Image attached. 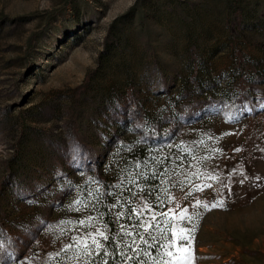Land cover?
<instances>
[{
  "label": "rangeland",
  "instance_id": "obj_1",
  "mask_svg": "<svg viewBox=\"0 0 264 264\" xmlns=\"http://www.w3.org/2000/svg\"><path fill=\"white\" fill-rule=\"evenodd\" d=\"M129 85L140 123L119 117ZM76 117L115 194L108 205L124 204L110 210L116 232L139 222L117 212L179 204L191 222L169 227H194L187 264H264V0H0V264H83L65 259L75 249L49 254L104 229L88 196L101 185L73 164ZM172 127L162 148L138 138ZM75 199L91 203L76 211ZM88 216L94 228L76 225Z\"/></svg>",
  "mask_w": 264,
  "mask_h": 264
},
{
  "label": "snow or ice",
  "instance_id": "obj_2",
  "mask_svg": "<svg viewBox=\"0 0 264 264\" xmlns=\"http://www.w3.org/2000/svg\"><path fill=\"white\" fill-rule=\"evenodd\" d=\"M239 151V149H236ZM177 159H180L179 157ZM147 166L148 161H145ZM157 164L163 163V161H156ZM139 166V165H138ZM167 169L163 171H153V178L157 176H164ZM137 175H144L143 173H137ZM91 179V178H90ZM259 180V177H256ZM130 183H136L135 176L132 177ZM96 183H99L96 181ZM123 183V181L121 182ZM112 187V186H110ZM114 187L120 188V184ZM211 187V185H208ZM193 190L203 191V186L194 185ZM143 191V186L141 187ZM99 189L96 192L91 190L88 191V196L94 197L96 200H100V196L97 195ZM109 195H115L111 191ZM102 195V194H101ZM135 195V194H133ZM171 202V201H170ZM91 201H82L81 199H75L70 208L81 211L78 205H83V208H88ZM130 203V202H129ZM223 201H218L211 204V207L222 206ZM208 208V204H201L197 201L193 207ZM95 207V205H92ZM109 211L111 209L120 207L123 208L122 204L117 197L114 203L107 205ZM156 207H159L157 205ZM177 209H180L177 212ZM144 211L151 212L150 217L141 219V215ZM103 215V214H101ZM125 215L131 220L133 217L139 220L138 223L129 225H120V231L114 232L111 236L107 234V225L104 229L94 228L93 221L97 218L95 216H88L87 218L76 221V225L82 228H94V231H85L81 235L71 237V242L67 243L60 252L49 254V260L55 259L56 256H60L61 253H67L69 250L75 249L71 256H66L65 259L69 261H83V264H128L132 261L133 264H149V259L152 264H187V257L182 253L191 247V240L193 239L191 233L192 229L181 227L179 234L177 233V226L172 224L173 219L178 218L179 220H187L191 222L192 216L188 215L187 208H181L179 204H176L175 208H170L168 211H161L156 213L155 208L149 207L147 204L143 205L140 211L136 208H130L128 213L123 211L117 212V219L124 217ZM158 216L164 217L161 222L157 219ZM61 224H72V221H61ZM163 224V226H161ZM55 226H49V229H54ZM129 227L133 231H129ZM143 229V231H140ZM5 247L4 242L0 241V249ZM152 251H149V250ZM131 253V254H130ZM11 259H15L12 253H8ZM98 257V259H97ZM120 257V259H117ZM146 257L148 259H144Z\"/></svg>",
  "mask_w": 264,
  "mask_h": 264
},
{
  "label": "trees",
  "instance_id": "obj_3",
  "mask_svg": "<svg viewBox=\"0 0 264 264\" xmlns=\"http://www.w3.org/2000/svg\"><path fill=\"white\" fill-rule=\"evenodd\" d=\"M67 4H64L62 13L67 9L70 3L67 1ZM237 21L239 23L242 22V18H238ZM114 26V25H113ZM117 35H113L111 31H109L108 35H106V43H112L114 39H116ZM34 40V37H33ZM29 42H32V38L29 40ZM105 51L107 49L105 48ZM125 98H126V113L119 116L121 119H129L133 122H141L144 118V110L142 107L141 100L139 98V92L137 89L131 85L127 86L125 88ZM183 122L187 123L189 122L191 118L193 119L195 117L194 112H189L184 115ZM182 120V119H181ZM79 119L76 117L73 120V124L70 128V134L69 137L72 141V149H74V159L73 164L75 167H81L84 166L85 169L88 171L89 174L93 175V178L95 181H98L99 185H101V189L99 192L100 196V206H101V212L104 216V222L105 225H107L108 228V235L111 236L114 232H116V224L112 218H110V211L107 207V198L109 191L112 190L108 182L105 178H103L99 171H98V162L100 160V156L98 153V150L92 146L88 141L83 139V134L80 129V125L78 124ZM176 127H172L168 134L159 135L158 133L148 131L144 133H140V136L138 137L144 144L147 146H152L156 148H162L169 144L172 141V138L175 137L177 134ZM170 134V135H169ZM102 194V195H101ZM98 259V257H97ZM117 259H120V257H117ZM111 264V261H110ZM128 264H133L132 261H129Z\"/></svg>",
  "mask_w": 264,
  "mask_h": 264
}]
</instances>
